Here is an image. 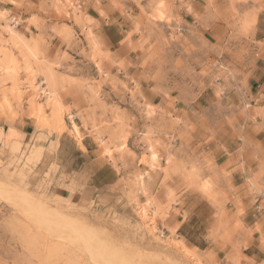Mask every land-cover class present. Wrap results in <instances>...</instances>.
<instances>
[{"label":"rangeland","instance_id":"obj_1","mask_svg":"<svg viewBox=\"0 0 264 264\" xmlns=\"http://www.w3.org/2000/svg\"><path fill=\"white\" fill-rule=\"evenodd\" d=\"M261 1L208 0L197 15L190 0H0L22 11L0 25V123L26 106L35 127L5 145L0 127V264H242L230 172L204 146L264 116L252 105L264 101ZM99 30L123 37L109 48ZM86 147L118 175L92 194ZM83 238L113 252L94 259Z\"/></svg>","mask_w":264,"mask_h":264},{"label":"crops","instance_id":"obj_2","mask_svg":"<svg viewBox=\"0 0 264 264\" xmlns=\"http://www.w3.org/2000/svg\"><path fill=\"white\" fill-rule=\"evenodd\" d=\"M208 0H190V5L193 14H203ZM264 5V0L261 1ZM7 11L6 16H0V25L5 26L7 18L15 19L18 15L21 16L22 11L16 9L12 5H0V11ZM100 29H104L106 24L104 20L98 19ZM209 27L215 26L214 20L208 25ZM122 33V30H119ZM7 34H4L6 37ZM98 41L103 46L112 48L114 44L118 43L123 34L117 39L115 36H107L105 32L97 33ZM254 39L264 40V8L258 11L256 23L253 31ZM228 98V95L226 96ZM225 97V98H226ZM230 97V95H229ZM233 102L240 103L238 99H234ZM197 106V104H195ZM253 106L264 109V101L252 103ZM264 112V110H263ZM31 113L25 106L23 109V115L15 119L13 122H1L0 127L3 132V144H9L12 140H20L22 143L27 141L31 134L34 132V124L31 118ZM240 125L243 126L242 132L238 136H233L231 139H218L215 140L211 147L204 146L206 152H208L209 159L217 167L218 171L225 170L230 172L228 178V184L231 186L232 198L225 205V211L232 221L238 220L242 225V229L237 233L236 237L241 242L240 251L242 255L248 259L243 258L242 264H251V261L256 264L264 262V116H256L254 119H240ZM208 148V149H207ZM97 149L89 150L86 147V152H80L79 157H84V161L78 165V170L81 174L88 175L92 167L97 165L95 170L90 176L86 177L89 181L87 188L84 189L85 194H92L95 191L103 190L117 179V172L113 166L108 162H100L97 154L94 152ZM90 154L93 156L91 157ZM65 170L73 172V160L64 165ZM111 169L107 180H100L96 177L101 171ZM75 172V170H74ZM95 189V190H93ZM208 218L207 225L204 227V231L199 233L203 238L207 235V230L212 222L211 216L214 209L207 202ZM191 210H188V213ZM191 218L188 216L187 220ZM187 220H182L178 216L176 221L178 222L177 230L187 223ZM169 224H174V220H170ZM193 227V226H191ZM179 234V232H178ZM188 234H181L185 237ZM196 246L197 245H192ZM203 244L204 249H209L210 244L207 247ZM213 250L219 254L222 250L216 246L212 247ZM230 248H227L229 250ZM226 250V251H227ZM225 252V251H224Z\"/></svg>","mask_w":264,"mask_h":264},{"label":"bare ground","instance_id":"obj_3","mask_svg":"<svg viewBox=\"0 0 264 264\" xmlns=\"http://www.w3.org/2000/svg\"><path fill=\"white\" fill-rule=\"evenodd\" d=\"M7 184V183H6ZM1 190V189H0ZM17 195H19V194H17ZM21 195H23V194H21ZM28 203V202H27ZM29 205V204H28ZM39 206H37V205H34V208H35V210H36V213L40 216V218L41 219H44V221L45 222H47L48 221V219H50L51 218V216H50V212H49V210L48 209H46V208H44V207H42L41 206V204H38ZM27 206V205H26ZM32 213V212H31ZM55 213V212H54ZM36 217H37V215H35ZM59 216H61L60 214H59ZM39 218V217H38ZM40 219V220H41ZM57 219V218H56ZM39 220V219H38ZM63 220V219H62ZM84 221V220H83ZM49 223V222H48ZM52 224H48V227H51V228H56V229H58V230H60V229H62V228H59L57 225H52ZM63 225V224H62ZM73 226V225H72ZM76 226V225H75ZM85 226V225H84ZM87 226V225H86ZM68 228V227H67ZM67 228H65V229H67ZM86 228V227H85ZM85 228H83V229H85ZM89 228H88V226H87V228H86V230H88ZM55 230V229H54ZM85 230V231H86ZM94 236V235H93ZM88 237V236H87ZM86 239V240H85ZM99 239V238H98ZM83 240H85V247H86V249L88 250V252L90 253V255L94 258V259H102V258H105V257H107L111 252H113V251H111V249L108 247V245H107V243L105 242L104 244H102L103 243V241L101 240H99V241H95V239L93 240V238H83ZM102 242V243H101ZM109 242V241H108ZM111 244V243H110ZM117 245V244H116ZM112 247V246H111ZM119 247V246H118ZM114 248V247H113ZM124 249V248H123ZM116 255V254H115ZM136 255V254H135ZM119 256H117V258H118ZM125 257V256H124ZM130 258V257H129ZM127 259V258H126ZM183 263V262H182ZM143 264V263H142Z\"/></svg>","mask_w":264,"mask_h":264}]
</instances>
